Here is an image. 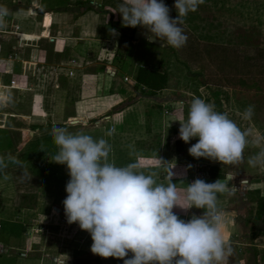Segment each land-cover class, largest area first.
Instances as JSON below:
<instances>
[{
	"label": "crops",
	"instance_id": "0c3cea01",
	"mask_svg": "<svg viewBox=\"0 0 264 264\" xmlns=\"http://www.w3.org/2000/svg\"><path fill=\"white\" fill-rule=\"evenodd\" d=\"M13 2L15 5L8 8L9 16L12 12L16 13L15 9H23L26 18L31 20L29 25H34L37 30H21L22 26L13 20L11 23L6 21V27L2 29L7 32L0 33V113L4 107L8 106L6 91L11 90L12 93L18 90L19 93L31 99V105L24 111L2 113L7 118L8 116L15 118L17 122L21 118L27 122L25 126L7 127L8 119H2L1 130L10 129L20 133L17 152L12 155L20 161L21 156L26 155L24 153L28 144L38 143L37 140L46 136L42 132V127L58 125L66 115L62 123L67 126H88L93 123L95 127H100L104 124V127L108 125L110 132L124 135L122 142L135 146L132 162L138 160L139 171L146 175L156 173L155 178L158 183H167L173 179L172 182L177 184L182 204L185 203L183 197L187 184H190V178L197 172L195 165L199 164L208 175V183L221 180L231 189V195L225 193L218 196V207L225 214L224 234L232 249V254L223 264H263L261 260L264 258V243H262L264 233H259L263 229H259L256 233L253 229L255 224L249 225V220L239 216L242 211L227 201L229 197L233 200V197L240 193L245 196L243 197L245 200L255 206L259 195L264 194L260 192L259 186L249 189L247 184L251 181L248 180L244 185V180L239 176L243 172H229V168L220 161L194 158L181 149L182 146L178 150L175 149L172 144L178 139L174 142L171 140L169 147L164 139H155L154 143H149L148 136L155 129H166L167 126L171 128L168 122L170 116L185 113V102L182 100L183 102L180 103V99L161 95L160 91L166 88L151 92L140 86L134 74L125 73L121 76L122 61L128 57L126 55L122 57L121 52L123 50L130 52L131 49L135 51L134 49L141 43L140 40L144 39L135 38L130 34L133 32V27L121 26L122 16L118 13V5L122 0H72L67 7L58 8L61 12H57L55 8L42 9L41 0H13ZM109 17L110 21H108ZM108 24L111 30L106 28ZM113 29L116 30L115 33L112 32ZM136 29L146 32L141 26L135 27ZM126 77L129 80H126ZM120 85L122 89H119ZM143 98L150 99L151 106H147V101ZM74 104H77L76 107L80 112L76 113L77 110L74 108L67 113L68 107ZM132 109L137 110L141 118L130 126L127 123V115ZM177 127L179 125H176ZM179 140L177 143L182 145V141ZM42 153V151L31 152L30 155H26L27 159L23 157L19 165L11 163V166L15 168V172L23 169V173L27 174L30 170L29 163L36 161L37 156L39 157ZM0 154L3 156V153ZM211 171L215 173L214 176ZM237 191L239 193L235 194ZM255 191L258 196H254ZM19 192L23 191L18 189V194ZM37 193L43 194L41 189L32 193L26 192L22 194L19 202H14L15 210L19 209V212L28 214L27 221L24 223L25 229L22 232L26 240L25 244L28 242L31 245L28 250L32 253L45 252L46 248L41 245L42 241L38 237L41 238L47 232L57 236L55 231L61 228L63 230L62 233L60 232V238L62 240L65 238L66 243L59 246L57 255L54 256L56 264L87 262L88 260L76 257L80 252L91 251L92 244L89 246L84 244L89 240L93 243L90 233L82 230L78 223L73 230L69 228L64 209H61L58 204L51 208L47 206L46 212L42 214L36 211L39 202L35 207L27 206L28 200L32 198L35 200L36 196L33 194ZM19 196L21 198V195ZM47 196L50 199L52 196L54 198L51 194ZM8 199L11 202L14 201L13 197ZM55 207L61 210L59 214L65 225L61 224L56 217L55 213L58 212ZM173 212L180 219L187 221L193 214L202 215L204 209L194 206L183 209L177 205L173 208ZM51 214L55 215L58 221L42 220L40 222L43 224V229L35 228L37 220L35 215L46 217ZM255 218L254 221L258 222L256 220L259 218L257 216ZM68 231H70L69 235ZM30 252L27 251L23 255L27 256ZM63 256L68 258L58 259ZM98 258L100 260L98 264H105V261H101L104 258L99 255L92 258L91 264H97Z\"/></svg>",
	"mask_w": 264,
	"mask_h": 264
},
{
	"label": "rangeland",
	"instance_id": "374dc122",
	"mask_svg": "<svg viewBox=\"0 0 264 264\" xmlns=\"http://www.w3.org/2000/svg\"><path fill=\"white\" fill-rule=\"evenodd\" d=\"M71 1L41 0V7L48 10L55 8L54 10L61 12L58 8L67 7ZM163 2L170 8V16L176 18L178 13L174 7L175 0H163ZM0 5L11 8L15 4L13 0H0ZM15 12H12L6 21L11 23L14 20L13 22L20 24L22 26L21 30L24 31L37 30L34 25H29L31 20L26 18L23 9H15ZM110 20L109 17L108 21ZM182 27L188 36V40L185 46L180 49L166 44L160 46L150 43L146 39H141V43L134 49L135 51L131 49L130 52L128 50L121 52L122 57L124 55L128 56L122 61L121 76L125 73L136 75L140 64L166 72L169 82L166 89L160 91V94L185 102V113L170 116L168 122L171 128L167 126L166 129H155L148 136L149 143H154L155 139H164L169 147L171 140L174 142L175 139H180V124L178 123L179 120L186 119L187 115H184L188 113L190 102L194 97H199L206 103L213 104L218 112L227 113L229 118L235 120L242 129H251L255 136L264 137V57H262L264 55V0H204L196 11L189 12L184 17ZM106 28L111 30L110 24ZM103 29L105 30V28ZM122 88L120 85L119 89ZM10 91H6L8 92V106L2 109V113L24 111L27 106L31 105L29 96H24L18 90H15L16 92L12 91V93ZM143 100L147 101V106H151L150 99L143 98ZM249 105H254V115L251 120H243L238 113H243ZM76 106L77 104L68 107L67 113L69 110H74V108L77 110L76 113H79L80 110ZM2 113H0V124H3L2 119H8L7 127L27 125L24 118L17 122L15 118L9 116L7 118ZM156 114H159L158 110ZM65 116L60 120L61 123L56 126L67 127L70 132L82 131L91 135L94 139L104 138L111 145L110 162H114L117 166L132 163L135 146L122 142V136L124 135L113 132L110 136L106 135L110 130L108 125L104 127V124L100 127H95L93 123L88 126H67L62 123ZM140 118L141 114L132 109L128 112L127 123L131 126V124L137 123ZM80 120L85 121V119ZM53 125L42 127V132L46 136L37 140L38 143L40 142L39 144L36 142L28 144L26 147L24 153L26 155H30L31 152L39 153L43 150V153L39 157L37 156L36 161L29 163L30 170L27 174L23 173V169L15 172V168L11 166V163H9L7 169L0 173V191H2L0 192V264H56L54 256L57 255L59 246L66 243L65 238L63 240L60 238V232L63 229L58 228L55 231L57 236L47 232L41 238L38 237L42 241L40 242L41 245L46 248L45 252H30L28 249L31 245L28 242L27 245L25 244L26 240L22 233L25 229L24 223L27 221L28 214L19 212V209L15 210L14 203L22 199L23 193H32L37 189H41L43 194H33L36 198L35 200L33 198L28 200L27 206L35 207L39 202L36 211L41 214L46 212L47 206L51 208L55 204L64 209L63 200L67 196L65 189L70 177L66 165L51 161L58 151L50 135ZM176 125H179V127L176 128ZM174 126L176 129L173 128ZM20 138L19 131L15 133L10 129H0V153H3L5 157L8 153L15 154ZM197 140L198 137L185 143L180 139L182 145L176 142L172 146L177 150L182 146L181 149L189 153L188 149ZM261 147H264V142L259 147H246L241 162L225 164V166L229 168V172H243L239 175L244 180L243 184L246 185L249 180L251 181L250 184H247L250 187L249 189L259 186L260 192L264 193V167H251L247 163L248 157L258 152ZM26 155L21 156V162L23 157L27 159ZM0 156L2 155L0 154ZM202 159L203 157L200 160ZM4 175H7L9 179L5 180ZM18 189L23 192L18 194ZM238 193L237 191L235 194ZM49 194L54 195L55 199L53 196L50 199L47 196ZM19 195H21V198ZM255 195L258 196L256 191L254 192ZM45 196L48 198L46 199ZM9 197H13L14 201L11 202L8 199ZM243 197L245 196L239 193L238 196L233 197V200L229 197L227 201L233 203V206H237L238 210L242 211L239 216L245 217L249 222L251 221L248 222L249 225L255 224L253 229L256 233L259 229H263L259 233H264V220L254 221L257 205L250 204V201L245 200ZM55 214L61 224L65 225L62 216L59 213ZM35 217L37 219L36 229H43V224L40 222L42 220L46 222L58 221L53 214L46 217L35 215ZM75 226L76 223L69 224V228L72 230ZM67 234L69 235L70 231ZM262 243H264V240ZM84 244L89 246L92 243L89 240ZM27 251L30 254L24 256L23 253ZM132 255L129 252L128 257L131 258ZM93 257H95V254L91 251H85L80 252L76 258L92 262ZM67 258V256L58 257V259L63 260ZM99 261L98 258L97 264ZM261 262L264 264V258ZM118 264H124V260Z\"/></svg>",
	"mask_w": 264,
	"mask_h": 264
},
{
	"label": "clouds",
	"instance_id": "9594fccd",
	"mask_svg": "<svg viewBox=\"0 0 264 264\" xmlns=\"http://www.w3.org/2000/svg\"><path fill=\"white\" fill-rule=\"evenodd\" d=\"M203 2L175 0L176 18L170 16L163 0H122L118 13L123 26L146 29L150 43L158 39L180 49L188 40L182 27L184 17ZM9 14V9L0 5V28L6 27ZM254 111V105H249L238 115L251 120ZM179 121L180 139L188 143L198 137L188 149L197 159L237 164L246 147H259L264 142V137L242 129L227 113L216 111L213 104L199 97L191 100L186 119ZM50 135L58 148L51 161L66 165L70 177L63 200L67 222L78 223L90 233L93 254L124 259V264H223L232 254L224 234L225 214L218 207V196L231 195V189L221 180L208 183L195 179L187 184L182 204L173 179L158 183L156 173L139 171L138 160L125 166L110 162L111 145L106 139L70 132L55 124ZM9 163L21 162L11 153L0 156V173ZM247 163L264 167V147L249 156ZM4 179L9 177L4 175ZM177 205L183 209L194 206L204 212L182 220L173 212ZM129 252L133 255L125 259Z\"/></svg>",
	"mask_w": 264,
	"mask_h": 264
},
{
	"label": "trees",
	"instance_id": "16d2710c",
	"mask_svg": "<svg viewBox=\"0 0 264 264\" xmlns=\"http://www.w3.org/2000/svg\"><path fill=\"white\" fill-rule=\"evenodd\" d=\"M134 32H135V28L133 29L132 33ZM262 57H264V55H262ZM136 80L140 86L145 87L151 92H156L158 90H162L167 87L169 82V77L166 72H162L160 70H157L155 68H150L145 65H140L136 73ZM211 174H213L214 176L215 173L211 171ZM256 202H257L256 216L259 219L264 220V194H260ZM127 258L129 257H126L125 259ZM123 260L124 259H119L114 257H109L104 259L105 264H118ZM79 264H91V262H82Z\"/></svg>",
	"mask_w": 264,
	"mask_h": 264
},
{
	"label": "built area",
	"instance_id": "2783aa9c",
	"mask_svg": "<svg viewBox=\"0 0 264 264\" xmlns=\"http://www.w3.org/2000/svg\"><path fill=\"white\" fill-rule=\"evenodd\" d=\"M30 11H32V10H30ZM7 17H6V19H7ZM17 29H19V26H17ZM2 32H7V30L0 28V33H2ZM18 35L22 36L21 34H18ZM125 79L129 80L128 77H126ZM180 103H182V101ZM195 166L197 168V172L194 174V177L190 178V183L193 182L197 178L203 179L207 182L208 175L206 174V172L203 171V169H201V166L199 164H196Z\"/></svg>",
	"mask_w": 264,
	"mask_h": 264
},
{
	"label": "water",
	"instance_id": "95a60500",
	"mask_svg": "<svg viewBox=\"0 0 264 264\" xmlns=\"http://www.w3.org/2000/svg\"><path fill=\"white\" fill-rule=\"evenodd\" d=\"M130 34L133 35L135 38H138V39L139 38H144V39H147L148 40V38H147V32L141 31L140 29H136L134 33H130ZM154 43L157 44V45H160V46L164 45V42L163 41H159L158 39ZM55 210L58 213L61 212V210L58 207H55Z\"/></svg>",
	"mask_w": 264,
	"mask_h": 264
},
{
	"label": "bare ground",
	"instance_id": "6f19581e",
	"mask_svg": "<svg viewBox=\"0 0 264 264\" xmlns=\"http://www.w3.org/2000/svg\"><path fill=\"white\" fill-rule=\"evenodd\" d=\"M74 122H79V121H74Z\"/></svg>",
	"mask_w": 264,
	"mask_h": 264
}]
</instances>
